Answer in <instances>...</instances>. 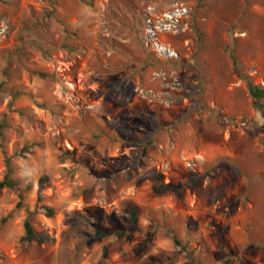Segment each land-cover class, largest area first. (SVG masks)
Segmentation results:
<instances>
[{
	"label": "rangeland",
	"instance_id": "374dc122",
	"mask_svg": "<svg viewBox=\"0 0 264 264\" xmlns=\"http://www.w3.org/2000/svg\"><path fill=\"white\" fill-rule=\"evenodd\" d=\"M248 84L264 0H0V264H264Z\"/></svg>",
	"mask_w": 264,
	"mask_h": 264
},
{
	"label": "trees",
	"instance_id": "16d2710c",
	"mask_svg": "<svg viewBox=\"0 0 264 264\" xmlns=\"http://www.w3.org/2000/svg\"><path fill=\"white\" fill-rule=\"evenodd\" d=\"M247 90H248V94H249V96L251 98L253 107L260 113L261 117L264 120V87L263 88H259V87H254L251 84H248L247 85ZM198 181H199V177H195L192 180V182H194V183H197ZM41 182H42V180H41ZM4 190L12 191V192H15V193L19 194V200L20 201L17 204L16 208L20 209L22 207V204H21L22 197L20 196L21 192L18 189L16 182L13 181L9 177V175H5L3 177V179L0 181V192H2ZM179 191L180 190L177 189V188H174V187H172L170 185H163V184H160V186H158L155 189L156 193H160V192L178 193ZM42 214L46 218L51 219V218L54 217L55 212L51 208L44 207L42 209ZM27 215L28 216H27V218H26V220L24 222V225H23L24 235L21 238V242L22 243H26V244H31V243H34V242L38 243V244L49 243L50 240H48V239L44 238L43 236L38 235V234L35 233V231L33 229V226H32V222H31V218L34 216V214L28 212ZM136 217H137V214L135 212H132L131 213V223L132 224L135 223ZM174 242H175L177 247H180L179 242L176 240V238H174Z\"/></svg>",
	"mask_w": 264,
	"mask_h": 264
}]
</instances>
